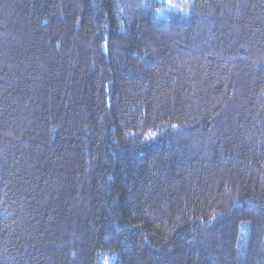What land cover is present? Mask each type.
<instances>
[{"label":"trees","instance_id":"obj_1","mask_svg":"<svg viewBox=\"0 0 264 264\" xmlns=\"http://www.w3.org/2000/svg\"><path fill=\"white\" fill-rule=\"evenodd\" d=\"M0 0V264H264V0Z\"/></svg>","mask_w":264,"mask_h":264},{"label":"rangeland","instance_id":"obj_2","mask_svg":"<svg viewBox=\"0 0 264 264\" xmlns=\"http://www.w3.org/2000/svg\"><path fill=\"white\" fill-rule=\"evenodd\" d=\"M164 2V6L162 7L163 11H158V16L164 17L168 14L169 11L174 10L177 7H182L186 0H171V6H168L169 0H161Z\"/></svg>","mask_w":264,"mask_h":264},{"label":"snow or ice","instance_id":"obj_3","mask_svg":"<svg viewBox=\"0 0 264 264\" xmlns=\"http://www.w3.org/2000/svg\"><path fill=\"white\" fill-rule=\"evenodd\" d=\"M168 6H171V0H169ZM158 11H163V9H157Z\"/></svg>","mask_w":264,"mask_h":264}]
</instances>
